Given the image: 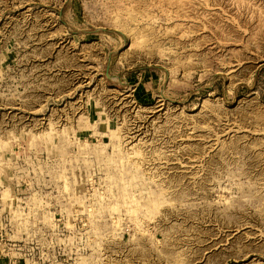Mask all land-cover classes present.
Listing matches in <instances>:
<instances>
[{"label": "rangeland", "instance_id": "obj_1", "mask_svg": "<svg viewBox=\"0 0 264 264\" xmlns=\"http://www.w3.org/2000/svg\"><path fill=\"white\" fill-rule=\"evenodd\" d=\"M0 264H264V0H0Z\"/></svg>", "mask_w": 264, "mask_h": 264}, {"label": "bare ground", "instance_id": "obj_2", "mask_svg": "<svg viewBox=\"0 0 264 264\" xmlns=\"http://www.w3.org/2000/svg\"><path fill=\"white\" fill-rule=\"evenodd\" d=\"M168 1V0H167ZM171 1H173V0H171ZM181 1V0H180ZM195 2V1H194ZM241 2V1H240ZM181 3V2H180ZM183 5V4H182ZM179 7H180V5H179ZM181 8V7H180Z\"/></svg>", "mask_w": 264, "mask_h": 264}]
</instances>
